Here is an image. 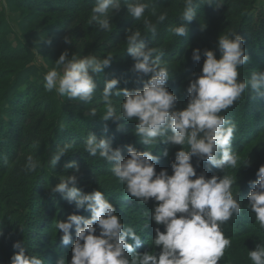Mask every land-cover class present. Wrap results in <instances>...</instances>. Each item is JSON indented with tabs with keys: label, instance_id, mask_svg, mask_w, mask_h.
Returning a JSON list of instances; mask_svg holds the SVG:
<instances>
[{
	"label": "clouds",
	"instance_id": "1",
	"mask_svg": "<svg viewBox=\"0 0 264 264\" xmlns=\"http://www.w3.org/2000/svg\"><path fill=\"white\" fill-rule=\"evenodd\" d=\"M205 2L212 6V0ZM148 6L143 0H134L127 4V14L134 20H140ZM121 10V0H95L89 24L111 31L109 16ZM196 15L195 0H184L180 17L183 23L169 31L177 37H187L185 25L196 20ZM166 18V14L159 15L157 23ZM144 28L153 35L157 32V25L147 19L144 20ZM145 39L138 30L130 29L126 35V50L134 61L131 71L141 77L142 90L121 89L118 79L105 80L102 120L117 124L119 121H136L134 135L145 146L156 143L180 146L181 150L175 153L170 165L172 175L167 169L157 173L159 155L141 152L128 145L125 158L121 149L113 148L109 140L98 139L94 134L87 138L85 151L112 164L113 176L125 185L132 198L142 204L154 201L150 219L163 226L164 230L155 228L152 244L160 251L155 254L137 253L134 245L141 246V237L132 227L125 226L116 214V208L101 191L84 193L77 187V175L72 174L51 188L53 195L60 194L69 204H74L77 211L90 213V218L72 214L66 221L55 224L62 233L61 242L73 244L70 264H218L231 244V240L223 235L221 225L241 214V205L232 193L236 180L227 174L222 178L216 175L207 178L205 174L198 176L192 160L197 158V167L203 161L223 173L237 167L239 156L232 148L236 125L220 113L231 107L249 87L255 93L254 98L264 100V71L253 73L248 81H238V68L249 60L245 41L235 33L231 38L220 35L217 44L219 59L215 51L193 50L194 62H199L202 55L206 59L201 73H194L195 78L189 81L186 90L188 102L181 110L177 107V96L167 87L170 80L167 67L162 66L157 50L148 47ZM65 43H70L67 37ZM112 61L111 54L103 59L92 55L78 59L74 55L69 58L65 51L55 62L56 68L63 66V74L56 68L48 71L44 76V87L49 92L55 90L70 101L91 103L97 89L95 77L104 74ZM113 96L124 97L119 114ZM90 115L96 116V109H92ZM70 147L58 148L50 163L56 166ZM162 155L167 157L168 151ZM37 167L33 157H27L24 171L35 172ZM66 167L75 173L80 172L75 161ZM256 175L258 179L250 182L248 207L255 213L257 224L264 229V165ZM14 248L19 251L11 258V264H44L43 259L26 254L20 242L14 244ZM248 256L253 264H264V243L257 244ZM58 264H64L63 260Z\"/></svg>",
	"mask_w": 264,
	"mask_h": 264
},
{
	"label": "rangeland",
	"instance_id": "2",
	"mask_svg": "<svg viewBox=\"0 0 264 264\" xmlns=\"http://www.w3.org/2000/svg\"><path fill=\"white\" fill-rule=\"evenodd\" d=\"M32 1L34 0H0V100L3 105L6 104L3 97L9 96L8 92L11 91L10 86L13 84L16 85L15 89H18L17 91H19V93H25L26 89L29 91L31 88V91H29L30 93L28 92L29 94H26V97H34L35 100H37L30 105L28 100L26 101L23 99L21 103L22 107L17 108L18 110L16 109L21 115H16L18 117L15 116L17 123L15 122V126L11 128H13L12 132L17 138L19 135L21 136V134L24 136L21 141V149L18 151L14 162L11 163L9 159L7 163L3 164L4 166L0 167V226L3 225V229L1 230L0 228V264H11L10 258L13 257V254L11 253L9 239L12 238L17 229L19 231L22 230L21 223L25 221V211L23 207L25 198L27 197V191L30 190L31 183H33L36 175L39 174L40 169L46 167L45 169H48L51 173L65 175L67 177L76 174L79 183L85 184V181H91L96 184H103V186L106 187L109 186V188L119 187L117 191H122L124 189L121 188L122 184L111 172L112 164L108 161V163H106L99 155L93 157L85 151L87 138L91 134L97 136L101 131V128L97 126L95 122H92V125H84L86 134H83V136L71 135L70 138L67 136L66 139L57 140L58 138H55L57 132L53 133V128L58 123L57 120L60 116V111L56 108L55 103L67 106L69 111L81 112L88 118H92L93 116L90 115L92 109H96V115L104 114V104L102 102L104 82L110 79V71L113 70L115 66L127 67L129 72L126 74H130H121L122 78L119 79V88L127 89V85L125 84L132 83L133 77H131V74L133 72L131 69L134 66V61L126 50V36L122 38L124 33L120 32L124 29L123 26L132 25L130 29L132 31H140L141 35L146 38L145 43L147 46L157 50L156 54L160 56L162 66H166L168 69L170 80L167 83V87L171 93L177 96L179 101L177 105L178 109L186 107L189 98L186 91L187 85H189L191 79L195 78L193 76L194 73H201L204 60L206 59L202 55L199 62H194L192 60L193 50L200 49L201 52L204 50L215 51L217 59H219L220 53L217 48L218 38L220 35L226 36L227 33L231 31V25L227 24V22H210L212 24L207 27L205 33L193 43L195 46L193 45L188 51L187 56L182 60V57L173 56L168 50L170 38H174V42L178 38L177 36H171L169 29L179 24H174L173 21V23L167 25V29L165 30H160L157 26L155 35L151 32H146L144 28L145 19L157 25V18L161 15V11L164 8L170 9L169 14H171L172 17L178 13H182V6L180 5L181 3H179L181 0H175L179 3L178 6H173L169 0H143V2L147 3L149 6L140 20H134L127 14V4L133 3L134 0H121L122 10L118 14H110L109 16L111 31H103L95 24H89L92 12H86L83 8L88 7L91 2L95 5V0H80L81 2L77 8L78 14H74V9H69V5H64L63 7L70 11L62 16L53 12L43 13L42 10L32 6L34 4ZM54 1L55 0H44L43 4L45 3L47 7L50 6L47 3H54ZM241 1L242 0H237L232 3L234 6L233 15L235 16L244 14L246 10V5ZM254 5L255 12L264 13V0H255ZM206 16L207 15L204 14L200 19L209 24L210 18ZM196 18L199 17L196 16ZM66 20H70V24L72 25L70 29L65 25ZM235 20L233 16L228 18V22L232 21V23H234L233 21ZM194 21L196 22L197 20ZM53 31L57 33V38L51 37V33H54ZM60 33H62V41H60L58 37ZM115 34L120 35V41L122 40L120 44L111 42ZM66 37L69 39L70 43H65ZM65 51L69 53V58H71L72 55L78 59L92 55L103 59L109 54L113 57L111 66L105 69L104 74L95 77L97 89L91 103L84 104L79 101H70L66 96H60L55 90L49 92L45 89V74L56 68L55 62ZM254 58L253 53H251L248 62L243 66L245 69L246 67L250 68L249 71L251 70L252 73L261 70L259 64L254 62ZM56 70L63 74V66L56 68ZM17 72H19V76L16 75ZM16 77H18V79ZM27 83H31L32 85L29 86ZM26 84L28 87H26ZM23 97L25 98V95ZM112 100L116 107L117 114H119L120 104L123 102L124 97L113 96ZM257 100L260 101L261 99L256 98V101ZM50 103H52V105ZM236 105L237 103L234 102L232 108L235 109ZM10 110L12 112H7V115L9 117H14L15 107H12ZM17 111L15 112L17 113ZM233 114L234 112L232 111L231 115ZM70 117V120L74 119L72 115H70ZM110 123L113 127L111 126L109 128H116L115 130H117L119 124L120 127H126L130 133L135 132L136 121L134 120L131 122L119 121L118 124L112 121ZM80 124L84 123L81 122ZM67 127L71 126L67 125ZM76 127L80 126L76 125ZM236 127L240 128L237 124ZM257 127L258 126H255L252 131L245 134H240L238 132L239 129L236 128L233 136L236 142H232L233 151L239 156L236 168L227 169L226 172L223 173L220 169L214 167L213 171L206 173L207 178H211L214 175L222 178L224 174L234 177L236 182L232 186V193L234 198L240 201L243 199L245 201L247 200L248 194L251 191L250 182L258 179L256 173L259 168L264 165V128L259 129ZM22 129L23 132L20 134ZM123 133L125 134V131L122 129L119 134ZM126 134H128V132ZM236 134L238 135L235 136ZM135 137L136 140H138L137 144L142 145L139 141L140 138L137 136ZM65 145H70L71 147L68 149L65 157H62L56 165L57 168L53 169V165L50 161L56 153V150L58 148H63ZM154 145L158 147L155 153L158 155L162 144L156 143ZM168 145L169 147H166V150L168 151L171 148L172 151L168 152L166 164L171 161V155L181 150L180 146ZM160 151H162V149ZM29 156L33 157V160L38 165L37 170L31 173L24 171L27 157ZM73 161L79 165V173H75L73 169L66 167L67 164ZM95 166L98 168L99 172L93 168ZM3 169H5V171ZM166 169L169 170V173L172 175L171 168ZM100 181L103 182L100 183ZM43 189L44 186L41 185L36 193H40ZM45 192L47 193V191ZM45 192H43V196ZM123 192L125 200L130 201L131 196L126 190H123ZM41 199H39V201ZM109 199L114 200L116 197L111 195ZM123 204L127 205L130 203L123 201ZM72 205L73 204H70V206ZM150 205H153L152 207L154 208V201H149V203L146 204V210L150 208ZM138 208H140L142 212V204H139ZM246 209L250 210L248 205ZM151 212V210L150 212H142V214L138 212L140 217L139 221L143 224H147L151 228L160 227L161 231H163V226H158L154 221H151ZM249 212L252 211L250 210ZM145 213L148 214L145 215ZM251 220L247 227L250 233L247 232L248 234L245 236L243 235L235 239H230L231 244L225 249L224 255L218 261V264H253L248 256V252L255 250L257 244L264 243V230L257 224L255 217L251 218ZM154 237L155 236H152L150 238V245L148 244L150 247L145 249L143 253H159L160 249L155 248L152 244V239ZM68 249L70 250L69 247ZM38 250L41 252L44 248L41 247ZM69 257L70 258H66L65 260L69 261L72 255ZM45 264L52 263L47 260Z\"/></svg>",
	"mask_w": 264,
	"mask_h": 264
},
{
	"label": "trees",
	"instance_id": "3",
	"mask_svg": "<svg viewBox=\"0 0 264 264\" xmlns=\"http://www.w3.org/2000/svg\"><path fill=\"white\" fill-rule=\"evenodd\" d=\"M43 1L44 0H34L32 1L34 3L32 6L39 10H42L43 13L53 12L55 14L58 13V15L61 16L67 14L70 11L69 9L72 8L74 9V14H78L77 8L81 2L80 0H68V1L55 0L54 3H47L50 6L46 7V4L45 3L43 4ZM235 1L237 0H212V6H209L206 4L205 0H195V6H197L196 16L199 18H196L197 20L196 22L193 21L189 25H185L188 28L187 37H178L175 42L173 41L174 38H170L171 40L168 48V50L170 51L169 53L173 56L182 57V60H184V58L188 54V51L193 47L194 45L193 43L205 33L207 27H209L214 22H219V23L227 22V24L231 25V31L228 32L226 36H229V38H231L233 33L240 35L245 41L244 47L246 49V54L250 56V54L253 53L255 57L254 62L259 64V67L261 68L260 71H264V13L255 12V5H254L255 0H242L241 2H243V4L246 5L245 6L246 10L244 14L240 16L239 15L235 16L233 15L234 6L232 5V3H234ZM169 2L173 6H178L179 3H181L180 5L182 6V13H183L184 0H181L179 3L175 0H169ZM64 5H69L68 7L69 9L68 10L65 9V7H63ZM94 6L95 5L91 2V4L88 7H84L83 10L86 12H92V8ZM169 10H170L169 8L162 9L161 15L166 14L167 18L162 23L157 24L158 29L160 30L167 29V25L173 23V21L174 24L176 23L179 24L178 26H180L181 23H183L180 20L182 13H178L174 17H172V15L169 14ZM204 14L207 15L206 16L207 18H210L209 24L200 19V17H202ZM232 16L235 17L236 19L235 21H233L234 23H232V21L228 22V18ZM70 20H66L65 22V25L68 29L72 27V25L70 24ZM131 26L132 25L123 26L124 29L120 31L124 33V35H122V38H125L126 36L125 34L128 33ZM51 34H52L51 37L57 38V33L54 32ZM61 34L62 33L58 34L60 41H62L61 39H63ZM170 34L171 36L175 37V35H173L172 33ZM120 39H121L120 35L115 34L111 42L120 44V42L122 41V40L120 41ZM182 55L185 56L183 57ZM249 69L250 68L247 67L245 69V67L243 66L238 68V72H239L238 81L250 80L253 73L251 72V70L249 71ZM113 70L110 71L111 77L110 79L107 80H111V79L119 80L122 78L121 74H126L129 72V69L127 67H120V66H115ZM16 75L19 76V72H17ZM126 75H130V74H126ZM131 77H133L132 83L125 84L127 85V89L133 90L136 88H140L142 90L143 84L141 83V78H138L140 76L132 73ZM16 78L18 79V77ZM143 79H147V78L143 77ZM27 84L29 86L32 85L31 83H27ZM28 85L26 87H28ZM15 86L16 85L14 84L10 86L11 91L8 92L9 96L3 97L5 99L4 101L6 102L5 105H3L0 100L1 103L0 105V112H1L0 167L4 166L3 164L7 163L9 159L11 163L14 162V160L17 157L18 151L21 149V141L24 138L23 134H21L23 132V129L20 132L21 136L19 135V137L17 138L15 134L12 132L13 128H11L15 126V122L17 123L15 116L21 115L18 113L17 108L22 107L21 103L23 102L22 101L23 99H25L26 101L28 100L30 105L37 101L35 100L34 97L32 98L29 97L30 99L26 97V94H29L30 93L29 91H31L30 87H29L30 88L29 91L26 89L25 93L24 92L19 93V91H17L18 89L17 90L15 89L16 88ZM188 86L189 85H187V87ZM24 95L25 98L23 97ZM254 95L255 93L251 92V89L249 87L236 101L237 105L235 109L232 108L231 106L227 110L220 113L221 115L225 116L226 120L231 121L235 125L237 124V126H240V128L236 127L237 129H239L238 132L240 134H245L249 131H252L255 126H258L257 128L259 129L264 128V100L256 101V98L254 99ZM50 104L52 105V103ZM55 104H56V108L60 111L59 113L60 116L58 117L57 120L58 123L53 128V133L57 132L55 136V138H58L57 140L66 139L67 136L68 138H70L71 135L83 136V134H86L84 131V125L85 124L92 125V122H95L97 126L101 128V131L100 133H98L97 138L98 139L103 138L109 140L113 148H119L123 151V155L125 156V158H127L126 146L128 145H133L138 151L141 152L150 151L152 152L153 155H156L155 153L158 147H156L155 145L152 146H145L143 144L138 145L137 144L138 140H136L134 133H130V131H128L126 127L125 128L118 127L117 130H115L116 128L115 129L109 128L112 126L110 123L111 121H103L102 117L104 114H97L92 118L90 117L88 118L87 116L83 115L81 112H75L71 110L69 111L67 106H64L62 104L60 105L59 103H55ZM12 107H15V111H17V113L14 111V117H9L7 115V112L11 111L10 109ZM231 110L234 112L233 115H231L232 112ZM70 115H72V117L77 120L74 119L70 120L71 118ZM81 122L84 124H80ZM67 125H70L71 127H67ZM76 125H79L80 127H76ZM122 129L125 131V134L123 133L124 135L119 134V132H121ZM127 132L128 134H126ZM237 135L238 134H236L235 136ZM235 140L236 139L233 138L232 142L235 143L236 142ZM161 146L162 147H160L158 154L161 157V159L159 164H157L156 166L157 173H159V171L163 169L171 168L170 165L175 159V154L171 155L170 157L171 161L167 162L166 164V157H164L162 153L166 150V147H169V145L162 144ZM161 149L162 151H160ZM184 149L188 150L187 146H184ZM169 151H172L171 148L168 150V152ZM194 158L192 160V163L193 166L196 167L198 176L200 174L206 175L207 172L214 170V167H211L209 164H207V162H203V161L199 162V166L197 167V158L195 159ZM105 162L108 163L106 160ZM45 168L46 167L39 170V174L36 175L33 183H31L32 188L30 186V190L27 191V197L25 198V204L23 207L25 211V221L21 223V227H22V230H20L21 233L17 229L14 232L12 238L9 239V243L11 244V253L13 254L12 256L18 253L19 250L14 248V244H16L17 242H21V245L26 250V254L30 256H37L38 258L44 256L41 258L44 260V264L47 262V260H49L52 264H58V262L61 259L63 260L64 264H70L71 259H69V261L65 259L70 258L69 256L72 255L71 249L73 247V244L64 245L61 242L60 237L62 233H59V231L55 227V224L59 221H66L67 217L72 214L80 215L85 218H90V213L84 210L77 211L75 205L73 204L72 206H70V204L60 196V194L53 195L51 193V188L55 187L60 182V180L65 179V177L67 176L51 173L48 171V169ZM54 168H57V166H53V169ZM93 168L96 169L97 172H99L96 166ZM3 170L5 171V169ZM169 172L170 171L168 170V174L171 175ZM102 182L103 181H100V183ZM41 185L44 186V189L37 194L36 192L41 187ZM77 187L82 189L83 192L86 194L96 190H99L104 194L105 198L109 200V202L112 203L113 206L116 208V214L120 216L125 226L132 227L133 230L136 232V234L141 237L142 240L141 246L136 247L134 245L137 253H143L145 249L150 247L149 246L151 242L150 238L152 236H155V228H151L147 224L141 223L139 221L140 217L138 212H140V214H142V212L145 211L150 212V210L152 211L153 209L152 207L153 205H150V208L146 210L147 209L145 207L146 204H142L141 202L135 200L132 197L130 201H126L125 197H123L124 196L123 190H126V187L123 184L121 185V188H124L122 191H117L119 187L109 188V186L106 187L103 186V184L100 185L99 183L96 184L91 181H85V184L78 182ZM45 191H47V193ZM43 192H45L44 196L42 195ZM111 195L116 197V199L110 200L109 198H111ZM39 199L41 200L39 201ZM123 201L130 204L124 205ZM238 202L241 205L240 216H233L229 221L221 225V231L225 236V238L228 239H235L243 235L244 236L247 235L248 234L247 232L250 233V230L248 231L247 227L248 224L250 223L251 218L255 217V213L249 212L250 210L246 209L248 205L247 200L246 201L244 199L241 201L238 200ZM139 204H142V209H143L142 212L141 209L138 208ZM0 228L2 230L3 225H1ZM72 236L74 243L76 238L75 228L72 229ZM128 242L132 243L131 240H129ZM41 247H43L44 250L40 252V250L38 249ZM68 247L70 248V250L68 249ZM229 258L233 259L232 257Z\"/></svg>",
	"mask_w": 264,
	"mask_h": 264
}]
</instances>
